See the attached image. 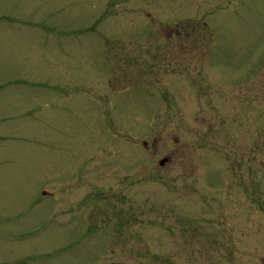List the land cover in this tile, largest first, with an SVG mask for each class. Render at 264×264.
I'll list each match as a JSON object with an SVG mask.
<instances>
[{
    "label": "rangeland",
    "instance_id": "obj_1",
    "mask_svg": "<svg viewBox=\"0 0 264 264\" xmlns=\"http://www.w3.org/2000/svg\"><path fill=\"white\" fill-rule=\"evenodd\" d=\"M253 99L264 0H0V264H264Z\"/></svg>",
    "mask_w": 264,
    "mask_h": 264
},
{
    "label": "flooded vegetation",
    "instance_id": "obj_2",
    "mask_svg": "<svg viewBox=\"0 0 264 264\" xmlns=\"http://www.w3.org/2000/svg\"><path fill=\"white\" fill-rule=\"evenodd\" d=\"M181 30H185L184 28H180L177 25L174 27V35H179L181 34ZM188 35V34H187ZM240 101V105H242L241 100ZM253 103L251 100L252 105L251 106V112L252 115L254 116L256 122H257V115L259 114V103L264 104V100H254L253 99ZM261 101V102H260ZM205 104L207 106V110L205 112H207V114H205L204 119H206V121H211V116H215L214 113H211L212 111H218V113H220L219 110H217L215 107L216 106H220L219 108L221 109L222 107V102L221 100H205ZM241 107L239 108V110H236V115H234V119L238 118V114L240 113ZM218 116V115H217ZM241 117V116H240ZM240 119V118H239ZM235 121V120H234ZM217 122V120L215 121ZM259 126V124H258ZM256 127H254L255 129ZM214 130H212V125L210 123L206 124L205 127V132H204V138L202 136V138L204 139L203 144H199L202 146L203 149L207 150L206 152L209 153L208 159H210L213 163L217 162L218 160L220 161V159H224V162H227L231 165L234 164V166H236L235 170H239L241 169L242 166V161H243V157H246L250 160L254 159V155H253V150L257 149V143H250L251 145V151H250V155L249 153H246L244 155V153L242 152V138H243V130H242V126L239 125V123H233V125L231 126H221V125H214ZM213 133V134H212ZM218 137L219 139H223L222 144L216 143L214 142V138ZM226 139V141H225ZM234 142L235 145L232 147V145H229L228 142ZM179 139L178 137L175 139V143H178ZM221 142V141H220ZM214 144H216V146H214ZM218 144V145H217ZM228 144V145H227ZM219 147V149H218ZM219 153V154H218ZM190 161V160H189ZM188 161V162H189ZM248 162V161H246ZM192 163V162H190ZM257 164L258 163H255ZM241 165L238 169L237 166ZM234 168V167H233ZM204 176L208 179V175L204 174ZM196 177V173H195V165L193 163V165H191L190 169L185 173V178L188 181L193 182L194 179ZM209 180V179H208ZM25 229H28V227H26Z\"/></svg>",
    "mask_w": 264,
    "mask_h": 264
},
{
    "label": "water",
    "instance_id": "obj_3",
    "mask_svg": "<svg viewBox=\"0 0 264 264\" xmlns=\"http://www.w3.org/2000/svg\"><path fill=\"white\" fill-rule=\"evenodd\" d=\"M166 159H162L161 161H159V164L162 165L165 162Z\"/></svg>",
    "mask_w": 264,
    "mask_h": 264
}]
</instances>
